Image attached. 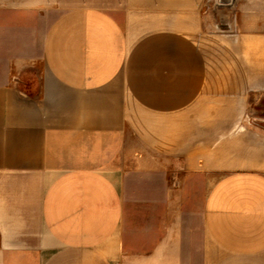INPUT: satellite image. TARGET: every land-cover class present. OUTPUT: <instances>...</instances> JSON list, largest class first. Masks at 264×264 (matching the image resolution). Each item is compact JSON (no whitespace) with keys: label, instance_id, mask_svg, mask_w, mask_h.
Instances as JSON below:
<instances>
[{"label":"crops","instance_id":"crops-1","mask_svg":"<svg viewBox=\"0 0 264 264\" xmlns=\"http://www.w3.org/2000/svg\"><path fill=\"white\" fill-rule=\"evenodd\" d=\"M207 1L0 0V264H264V0Z\"/></svg>","mask_w":264,"mask_h":264},{"label":"rangeland","instance_id":"rangeland-1","mask_svg":"<svg viewBox=\"0 0 264 264\" xmlns=\"http://www.w3.org/2000/svg\"><path fill=\"white\" fill-rule=\"evenodd\" d=\"M65 1L61 0V9L66 6ZM245 2L248 3V0H208L204 6V11L218 20L220 29H226L235 15V5H240L242 8ZM255 108L259 114L263 115L264 125V97Z\"/></svg>","mask_w":264,"mask_h":264}]
</instances>
